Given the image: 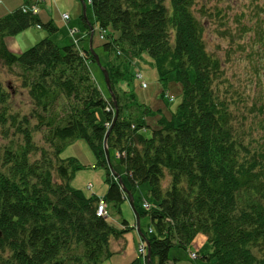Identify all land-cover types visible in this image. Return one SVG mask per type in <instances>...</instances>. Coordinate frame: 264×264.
Returning a JSON list of instances; mask_svg holds the SVG:
<instances>
[{
	"label": "trees",
	"instance_id": "trees-1",
	"mask_svg": "<svg viewBox=\"0 0 264 264\" xmlns=\"http://www.w3.org/2000/svg\"><path fill=\"white\" fill-rule=\"evenodd\" d=\"M88 1L94 22L84 16L85 38L71 29L74 42L62 47L47 36L20 53L8 48L6 37L44 25L40 11L24 10L37 0H24L0 16V60L20 68L33 103L29 113L11 112L10 93L0 82V127L6 139L0 145V264H99L114 254L111 239L127 232L130 223L123 220L119 228L97 215L100 197L71 186L80 166L60 156L68 144L86 140L107 171L103 198L118 207L125 193L106 161L108 131L110 155L114 151L123 167L125 185L134 194L147 182L156 203L155 209L137 212L140 220L148 216L151 221V232L141 227L150 264H170V250L189 249L199 234L210 248L203 257L213 264H264V103L248 105L241 118L232 108L236 91L228 95L224 64L207 50L197 1ZM89 25L93 49L108 54L104 67L117 107L93 77L90 62L96 61L83 46L91 37ZM46 27L57 31L51 20ZM249 28L242 24V32ZM254 28L251 40L263 58L262 14ZM149 58L164 87L170 73L181 84L182 99L170 113L153 110L130 87L134 79L141 86L145 81L142 70H136L141 79L132 71L133 59ZM249 116L256 127L246 126ZM254 130L263 132L258 136ZM39 132L47 147L35 141ZM128 264L144 262L136 257Z\"/></svg>",
	"mask_w": 264,
	"mask_h": 264
},
{
	"label": "rangeland",
	"instance_id": "rangeland-1",
	"mask_svg": "<svg viewBox=\"0 0 264 264\" xmlns=\"http://www.w3.org/2000/svg\"><path fill=\"white\" fill-rule=\"evenodd\" d=\"M86 3L85 18L90 23L94 22L92 7L88 0ZM195 13L205 25L203 34L207 50L220 58L224 64L225 76L228 79L226 85L229 87V96L232 94V108L241 118L253 102L257 105L262 101L264 103V56L259 58L256 50H260L251 40L255 37L256 32L254 26L258 20V15L264 16L261 6L264 8V0H196ZM24 0H1L0 16L17 9L22 6ZM82 0H42L39 4V17L43 22L42 27L36 25L13 36L14 45L12 48L17 50L16 53L25 51L41 39L49 36L59 46L73 43L71 29H77V37H84L86 29L84 19V6ZM257 5L260 8L257 9ZM205 8V9H204ZM204 9V10H202ZM205 11V12H204ZM258 11V15L256 14ZM70 15L69 21L63 18V14ZM207 13H210L207 15ZM52 21L57 31L50 33L46 25ZM249 25L252 28L247 32H242V24ZM254 28V29H253ZM95 45L101 43L99 40V31L96 30ZM85 38V37H84ZM18 46L20 49H17ZM83 46L89 48V40H83ZM102 66L107 62L108 54L101 48H94ZM18 50H21L18 52ZM134 66L132 71L142 70L145 81L148 83L143 88L139 80H133L130 87L134 90L137 98L147 104L153 110L164 109L170 113L176 110L182 99L181 84L175 79L174 73L168 75L166 87L159 80V75L151 58L133 59ZM90 68L93 77L105 95H110L107 87L105 76L102 68L96 62H90ZM21 70L15 65L9 68L0 60V82L2 86L9 91L10 98L8 105L11 112L19 111L22 114L29 113L33 108V103L29 97L28 90L22 86ZM174 95V102L162 97L164 89ZM223 91L227 89L220 88ZM249 105V106H248ZM172 112V111H171ZM244 113V114H243ZM250 115V114H249ZM149 121L154 119L149 117ZM251 117L246 121V126L252 125ZM256 127L257 125H254ZM260 129V128H259ZM261 130H254V134L259 136ZM4 132L0 127V145L6 143L3 137ZM35 141L44 147L48 145L43 139V132L34 134ZM60 156L62 158H73L80 167L76 169L70 184L73 188L84 190L89 194H95L103 197L109 188V181L106 169L100 164L99 159L86 140L78 139L63 148ZM111 163L114 171L123 175V167L119 164L114 151L110 155ZM113 175V173H112ZM124 181L125 179L122 178ZM92 184V188L88 189V185ZM170 183L169 174L163 180V186L166 188ZM126 196V195H125ZM134 205L139 214L150 208L144 206V202L148 201L151 208H156V203L149 192V184L141 183L135 190ZM109 216L108 221L119 228H124L123 220L130 223L129 230L119 238H112L110 241V250L114 253L108 258L102 260L99 264H128L132 259L138 257L137 247L141 241V236L134 224L137 221V213L132 208L128 198L117 207L114 203H107ZM151 221L148 216H142L141 227L143 231H147ZM142 231V232H143ZM144 233V232H143ZM145 234V233H144ZM198 254L197 258H191V252ZM210 248L206 237L199 234L191 243L189 249L172 248L170 250V264H213V259L209 260L203 256H207ZM140 258L145 257L140 254Z\"/></svg>",
	"mask_w": 264,
	"mask_h": 264
},
{
	"label": "water",
	"instance_id": "water-1",
	"mask_svg": "<svg viewBox=\"0 0 264 264\" xmlns=\"http://www.w3.org/2000/svg\"><path fill=\"white\" fill-rule=\"evenodd\" d=\"M82 1H83V4H84L83 6H84V16H85L86 3H85L84 0H82ZM89 27H90L91 30L93 29L91 27V25H89ZM92 39H93V30L91 32V37H90V40H89V50H90L91 54L94 56L96 63L103 70V73H104V76H105V80H106V84H107V87H108V89L110 91V95H111V97H112V99L114 101L115 106L117 107L116 100H115V96H114V93H113V90H112V87H111L109 73H108L107 69L104 66H102V64L100 62V59H99L97 53L93 49ZM117 116H118V109H116V113H115L114 120H116ZM108 135H109V131L106 134L105 143H104V146H105V155H106V161H107L108 167L110 168L111 172L117 177L118 182L120 183V185H121V187L123 189V192L127 194L132 208L136 211V208H135V205H134V197H133V194L128 189V187L125 185L124 180L122 179V176L120 174H118L116 171H114V169H113V166H112V163H111V158H110V151H109V147L107 145ZM136 213H137V211H136ZM137 231L139 232L140 236L143 239H145V241H146L147 249H148L146 261H147V264H150V261H151L150 245H149L148 240L146 239L145 234L142 232V230L140 228V216L138 214H137ZM2 234H3V232H2V230L0 228V238L2 237Z\"/></svg>",
	"mask_w": 264,
	"mask_h": 264
},
{
	"label": "built area",
	"instance_id": "built-area-1",
	"mask_svg": "<svg viewBox=\"0 0 264 264\" xmlns=\"http://www.w3.org/2000/svg\"><path fill=\"white\" fill-rule=\"evenodd\" d=\"M37 1H42V0H37ZM24 10L26 11V10H32L33 12H37L38 11V8H37V5H33L32 7H24ZM63 18L65 19V20H67V19H69V14L68 13H64L63 14ZM138 78H142V75L139 73L138 74ZM142 86L143 87H146L147 86V84H146V82L145 81H142ZM170 100H173V97H170ZM91 187H92V185L91 184H89L88 185V188H90L91 189ZM144 206L146 207V208H149L150 207V204L147 202V201H145L144 202ZM97 215H99V216H107L108 215V211H107V203H106V201L103 199V198H100V200H99V203H98V206H97ZM150 232L152 231V229H150L149 230ZM146 251H147V249H146V244H145V242L144 241H141V243L139 244V246H138V252L141 254V255H143V256H145L146 255ZM191 256L192 257H196V253H191Z\"/></svg>",
	"mask_w": 264,
	"mask_h": 264
},
{
	"label": "crops",
	"instance_id": "crops-1",
	"mask_svg": "<svg viewBox=\"0 0 264 264\" xmlns=\"http://www.w3.org/2000/svg\"><path fill=\"white\" fill-rule=\"evenodd\" d=\"M13 38H14L13 36H8V37H6V43H7L8 48H9L11 51H13V52L16 53L17 50H14V48H12L13 45H14V40H15V39H13ZM17 49H20V47L18 46ZM20 51H21V50H18V52H20Z\"/></svg>",
	"mask_w": 264,
	"mask_h": 264
},
{
	"label": "bare ground",
	"instance_id": "bare-ground-1",
	"mask_svg": "<svg viewBox=\"0 0 264 264\" xmlns=\"http://www.w3.org/2000/svg\"><path fill=\"white\" fill-rule=\"evenodd\" d=\"M135 72V75H136V77H138V74H139V72L138 71H134ZM144 88V87H143Z\"/></svg>",
	"mask_w": 264,
	"mask_h": 264
}]
</instances>
